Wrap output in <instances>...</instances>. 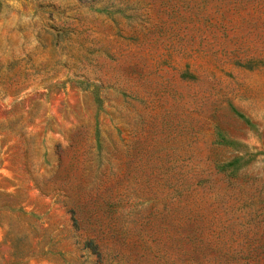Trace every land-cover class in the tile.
I'll use <instances>...</instances> for the list:
<instances>
[{"label": "rangeland", "instance_id": "1", "mask_svg": "<svg viewBox=\"0 0 264 264\" xmlns=\"http://www.w3.org/2000/svg\"><path fill=\"white\" fill-rule=\"evenodd\" d=\"M0 264H264V0H0Z\"/></svg>", "mask_w": 264, "mask_h": 264}, {"label": "crops", "instance_id": "2", "mask_svg": "<svg viewBox=\"0 0 264 264\" xmlns=\"http://www.w3.org/2000/svg\"><path fill=\"white\" fill-rule=\"evenodd\" d=\"M1 226V225H0Z\"/></svg>", "mask_w": 264, "mask_h": 264}]
</instances>
